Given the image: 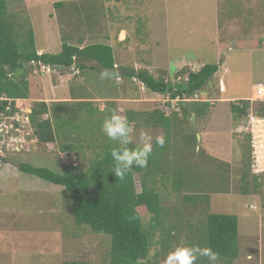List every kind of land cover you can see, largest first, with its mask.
<instances>
[{
	"label": "rangeland",
	"instance_id": "obj_1",
	"mask_svg": "<svg viewBox=\"0 0 264 264\" xmlns=\"http://www.w3.org/2000/svg\"><path fill=\"white\" fill-rule=\"evenodd\" d=\"M6 1L22 35L33 30L40 54L59 53L63 37L74 45L79 39L85 41L82 46L108 44L118 67L145 70L172 83L186 81L188 71H199L206 64L219 67L198 96V102L210 104L208 113L197 121L186 105V114L195 117L196 126L186 120L179 98L152 93L136 79H101L96 71L77 74L75 68H57L33 75V82L44 88L42 99L125 100L122 106L101 103V109L107 104L103 120L113 111L128 120L130 111L143 113L135 114L137 122L131 123L136 143L142 130L153 137V146L157 136L166 138L165 129L145 121L155 110L163 112L172 120V137L163 172L154 176L152 186L162 196L167 222L178 226L180 242L211 213L235 215L240 256L232 264H264V176L254 181L248 142L237 133L240 124L235 125L231 112L233 101L253 98L255 87L264 84V0ZM82 5L87 12L77 10ZM62 76L64 84L59 80ZM221 83L226 93L220 90ZM32 105V101L17 103L26 112ZM101 128L102 124L86 126L85 138L81 130L75 132L74 139L84 147L78 154H62L58 145H39L37 138L28 137L34 144L0 160V264H110V236L75 224L65 187L18 169L22 164L57 174L64 166L86 169L97 158L95 143L105 142ZM194 132L199 135L197 142ZM248 170L250 175L244 178ZM138 211L149 224L145 209ZM158 239L156 235L152 253Z\"/></svg>",
	"mask_w": 264,
	"mask_h": 264
},
{
	"label": "trees",
	"instance_id": "obj_2",
	"mask_svg": "<svg viewBox=\"0 0 264 264\" xmlns=\"http://www.w3.org/2000/svg\"><path fill=\"white\" fill-rule=\"evenodd\" d=\"M22 2V0H17ZM92 5V3H89ZM61 7L62 4H56ZM77 10L87 12L86 6ZM86 18H89L88 16ZM85 41L79 39L77 45L71 44L68 37L62 38L61 51L57 54H40L35 35L29 29L26 36L22 35L15 17L9 14L8 3L0 0V114L9 106L16 111L17 100L37 99L31 95L30 84L27 81L33 70L41 71V66L52 69L76 68L82 74L86 71H96L99 75L107 70L110 78L119 77L128 80H138L149 91L155 94L169 96L171 100L181 102L182 111L192 117L186 105L194 110L198 121L200 116L206 115L210 104L198 102L195 97L205 90L212 77L217 74V65L206 64L199 71H188L187 80L172 83L164 79H156L145 70H135L128 67H117L115 53L112 46L94 43L82 46ZM82 62L76 64V60ZM92 63V65H89ZM184 72H180L183 75ZM74 96V95H72ZM75 99L71 102H55L51 105L45 101H36L32 105L30 114L31 128L39 145L56 144L60 153H79L83 144L74 139L75 132L81 130L82 137H86L85 127L91 124H102L104 113L92 102ZM253 108L255 114L264 116V102H256L253 107L251 101L241 99L231 103V112L235 125H239ZM143 113L129 112V122L136 121V115ZM101 116L100 120L94 118ZM144 118V117H143ZM195 119V120H196ZM155 127L165 129V146L156 143L146 168L134 167L119 180L112 172L114 162L111 150L118 144L106 140L95 143L99 151L97 158L86 169L64 166L62 174H57L44 167H34L22 164L19 171L44 179L54 185L63 186L72 201V212L77 226H86L94 233H104L111 238L110 264H161L178 245H194L211 247L219 254L218 261L232 264L240 256L238 244L239 221L235 215L211 213L205 222L183 243L180 242L181 232L176 224L167 222L168 214L163 208L161 194L152 186L153 178L163 172V162L170 150L172 120L160 110H155L145 120ZM191 125L192 121H190ZM135 124V123H134ZM94 128H96L95 125ZM85 130V131H84ZM94 135V134H93ZM197 142L196 133L192 135ZM248 142V163L250 170V139ZM64 141V143H61ZM86 143L87 140H84ZM244 178L250 175V171ZM140 178L137 182L136 178ZM178 185L180 180L175 179ZM247 181V180H245ZM258 183V178L254 177ZM141 192H138V188ZM209 196L206 195V199ZM192 199V198H190ZM199 197L194 200L197 203ZM145 209L149 215V224L144 223L138 209ZM159 235L157 250L154 237ZM217 261V262H218ZM216 262V264H217ZM66 264H89L87 262H73ZM196 264H209L206 257H201Z\"/></svg>",
	"mask_w": 264,
	"mask_h": 264
},
{
	"label": "clouds",
	"instance_id": "obj_3",
	"mask_svg": "<svg viewBox=\"0 0 264 264\" xmlns=\"http://www.w3.org/2000/svg\"><path fill=\"white\" fill-rule=\"evenodd\" d=\"M100 75L101 79H104L109 76V73L107 70H103ZM222 93H226V88ZM15 106H17V101ZM103 110L102 108L101 111ZM101 130L110 141H114L119 145V147L112 148L110 153L114 162L112 172L119 180H123L125 174L134 167L146 168L148 166L149 159L153 153V137L150 134L142 130L140 132L139 142L136 143L133 125L125 116L119 114L117 111H113L105 117ZM155 143L160 147H164L166 141L161 135L155 138ZM250 170L252 175L257 178L264 176V173H253L251 155ZM201 257H206L209 264H216L219 259V254L211 247H201L198 244L178 245L169 254L166 264H196V261Z\"/></svg>",
	"mask_w": 264,
	"mask_h": 264
},
{
	"label": "built area",
	"instance_id": "obj_4",
	"mask_svg": "<svg viewBox=\"0 0 264 264\" xmlns=\"http://www.w3.org/2000/svg\"><path fill=\"white\" fill-rule=\"evenodd\" d=\"M40 70L39 72L38 69H34V73L44 74L47 71L49 73L56 71V69L53 70L47 66H41ZM221 91H225L223 83H221ZM195 100L199 101L197 96ZM248 101H251L252 107L256 102H264V84H258L255 87L254 97ZM15 108L16 111H13L12 107L9 106L0 114V160L6 157V153H19L23 146L24 150L25 147L34 144L32 138L29 140L28 137L36 138L31 128V112H26L17 106ZM236 131L244 138L249 136L253 173H264V116L255 114L251 108L250 113L240 123V127Z\"/></svg>",
	"mask_w": 264,
	"mask_h": 264
},
{
	"label": "crops",
	"instance_id": "obj_5",
	"mask_svg": "<svg viewBox=\"0 0 264 264\" xmlns=\"http://www.w3.org/2000/svg\"><path fill=\"white\" fill-rule=\"evenodd\" d=\"M89 65H90V63H89ZM118 67V66H117ZM76 69V68H75ZM77 71V74L78 73H81L80 72V70H78V69H76ZM87 72V71H86ZM82 74V73H81ZM84 74H85V72H84ZM33 75H36L35 73H33ZM33 75H29L28 76V78H27V81H29V84H30V90H31V95L34 97V98H37V99H28V100H17V103H21V102H28V101H32V104L34 103V102H36V101H45L47 104H49V105H51L52 103H55V102H71V103H74L75 102V99H73V97H67V96H65L64 98H61V99H59V100H48V99H42L41 97L43 96V95H46V94H44V92H43V90L42 89H44L43 87H41L40 85H36L35 84V81L33 82V80H34V76ZM39 75V74H38ZM121 77H119V78H117L116 80H118V79H120ZM59 80H60V82L62 83V84H64L63 82V76L62 77H60L59 78ZM68 80H66V82H67ZM58 87V86H57ZM64 87H65V85H64ZM87 89H88V87H87ZM92 96H95V94H93ZM81 98V97H80ZM86 101H89V102H92L93 103V105H94V107H97L100 111H101V108H100V104L101 103H108V102H110L109 104L111 105V103L113 102V103H118L119 105H123L124 104V101L125 100H123V99H121V100H112V99H101L100 97L99 98H94V99H90V98H88V99H85ZM106 107H107V104H106V106H105V108H104V110L103 111H101V112H104L105 111V109H106Z\"/></svg>",
	"mask_w": 264,
	"mask_h": 264
},
{
	"label": "water",
	"instance_id": "obj_6",
	"mask_svg": "<svg viewBox=\"0 0 264 264\" xmlns=\"http://www.w3.org/2000/svg\"><path fill=\"white\" fill-rule=\"evenodd\" d=\"M80 62H82L81 59L76 60V64H77V63H80ZM194 119H195V117L192 116V119H191V120L193 121V124L196 126ZM198 138H199V135H198ZM2 159H3V158H2Z\"/></svg>",
	"mask_w": 264,
	"mask_h": 264
}]
</instances>
